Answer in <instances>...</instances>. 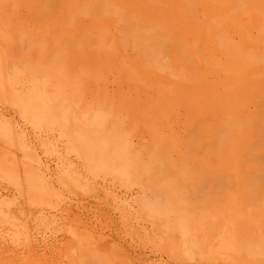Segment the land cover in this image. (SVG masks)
Here are the masks:
<instances>
[{
  "label": "bare ground",
  "instance_id": "obj_1",
  "mask_svg": "<svg viewBox=\"0 0 264 264\" xmlns=\"http://www.w3.org/2000/svg\"><path fill=\"white\" fill-rule=\"evenodd\" d=\"M48 1L0 0V264H78L77 198L111 196L131 222L116 182L136 169L147 178L156 163L157 197L143 211L206 175L235 203L264 206V0ZM139 27L168 41L166 59L138 54ZM15 34L60 57L10 66ZM87 236L99 264H138L140 235Z\"/></svg>",
  "mask_w": 264,
  "mask_h": 264
},
{
  "label": "rangeland",
  "instance_id": "obj_2",
  "mask_svg": "<svg viewBox=\"0 0 264 264\" xmlns=\"http://www.w3.org/2000/svg\"><path fill=\"white\" fill-rule=\"evenodd\" d=\"M50 1L47 8L53 6V1ZM34 17L28 12L24 16V20L31 24V29L37 21ZM32 37L30 34L14 35L13 52L7 57L10 66H22L23 60L29 56L37 60L50 55L53 61L60 57L56 50H49L42 43L35 45ZM135 38L140 56H144L147 50H153L160 60L169 55L168 41L164 37L155 33L149 36L145 29L139 27L135 31ZM65 45L70 47L68 42ZM0 106L6 110L1 101ZM149 142L150 137L147 135L141 139L144 145ZM258 143L260 151L256 159L261 161V169L257 178L263 181L264 127ZM144 155L148 156L147 150L143 152ZM149 170L147 178L136 169L125 185L116 182L119 185L117 200L127 199L133 204L130 207L134 206L133 218L129 219L131 222L125 221L123 217L121 207L124 204L120 202L117 205L111 196L104 197V194L96 195L94 192L93 195L77 198L75 202L80 209L71 211V223L75 231L79 232L78 246L74 250L78 264H99L93 254L99 251L97 247L100 242L88 247L83 243L87 235L92 241L98 238L121 244L137 240L140 235L143 240L140 238L142 250L138 251L141 253L138 264H264V206L248 208L240 202L235 203L234 196L219 191L222 184L218 176L206 175L197 183V191L165 194L173 200L172 204H160V211H143L140 201L157 197L153 193V185L160 178L157 163L156 166H150ZM103 183L101 186H104ZM8 191V188L4 190ZM130 233H134L133 236Z\"/></svg>",
  "mask_w": 264,
  "mask_h": 264
}]
</instances>
